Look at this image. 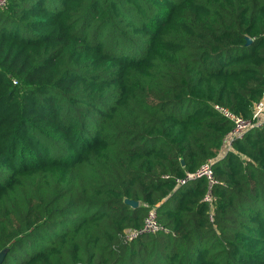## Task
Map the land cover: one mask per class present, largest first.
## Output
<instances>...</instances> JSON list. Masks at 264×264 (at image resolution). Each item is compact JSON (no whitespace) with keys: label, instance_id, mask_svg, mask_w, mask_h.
Listing matches in <instances>:
<instances>
[{"label":"trees","instance_id":"trees-1","mask_svg":"<svg viewBox=\"0 0 264 264\" xmlns=\"http://www.w3.org/2000/svg\"><path fill=\"white\" fill-rule=\"evenodd\" d=\"M263 91L264 0H7L0 264H264Z\"/></svg>","mask_w":264,"mask_h":264},{"label":"built area","instance_id":"built-area-1","mask_svg":"<svg viewBox=\"0 0 264 264\" xmlns=\"http://www.w3.org/2000/svg\"><path fill=\"white\" fill-rule=\"evenodd\" d=\"M6 1L7 0H0V7H4L6 5ZM214 109L218 113H220L224 119H226L233 125L230 133L227 134L222 141L224 150L222 153L218 155L219 157H222L225 152L230 150L231 143L234 140L241 139L247 132L255 128H259L263 125L264 91L261 95V98L256 103H254L252 107L251 118L248 120L238 117L234 115L232 112L218 106H214ZM214 162L208 161L207 163L202 165L195 173L187 174L183 180L178 181L180 185H184L188 182L195 181L197 179H205L208 182L209 190L204 197V201L207 202L208 204L211 203L210 188L211 185L214 184L213 170H212V165ZM209 217L210 220H212L211 212H209ZM159 230L160 227L156 222L155 211L152 210L148 213L147 217L145 218L142 229H140L139 231L126 230V236L128 239L131 240L135 238L137 235H150L158 232Z\"/></svg>","mask_w":264,"mask_h":264},{"label":"water","instance_id":"water-1","mask_svg":"<svg viewBox=\"0 0 264 264\" xmlns=\"http://www.w3.org/2000/svg\"><path fill=\"white\" fill-rule=\"evenodd\" d=\"M247 43H250L249 39H247ZM125 203L128 204L131 207H137V205H138L137 202L129 201V200H126ZM4 254H5V250L0 252V262L2 261Z\"/></svg>","mask_w":264,"mask_h":264},{"label":"rangeland","instance_id":"rangeland-1","mask_svg":"<svg viewBox=\"0 0 264 264\" xmlns=\"http://www.w3.org/2000/svg\"><path fill=\"white\" fill-rule=\"evenodd\" d=\"M190 184H191V183H187V184H186V187H189Z\"/></svg>","mask_w":264,"mask_h":264}]
</instances>
